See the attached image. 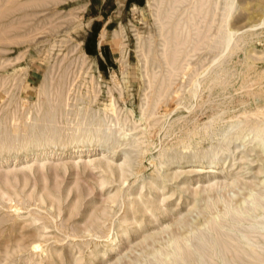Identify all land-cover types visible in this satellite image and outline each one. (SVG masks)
<instances>
[{
    "label": "rangeland",
    "instance_id": "374dc122",
    "mask_svg": "<svg viewBox=\"0 0 264 264\" xmlns=\"http://www.w3.org/2000/svg\"><path fill=\"white\" fill-rule=\"evenodd\" d=\"M213 5L209 0L210 10ZM236 7L229 23L232 29L240 36L256 33L257 37L223 63L227 61L239 73L248 69L245 57H250L254 83L250 80L244 89L242 78H236L229 94L208 103L205 93L202 107L193 113L184 110L191 87L189 73L202 71L212 57L208 47L212 42H208L199 47L200 52L189 53L195 57L183 63L187 69L172 78L168 94L157 106L158 115L150 118L166 73L155 69L160 75L152 78L154 85L149 88L153 76L144 75L143 54L158 34V25L147 0H0V146L13 142L17 148L24 131L32 136L46 123L49 136L62 133L60 142H67V133L77 129L76 100L89 97L92 83L97 96L87 120L92 121L98 111L105 120L111 119L102 108L113 101L129 141L136 136L145 142L139 149L129 145L111 149L117 146L119 126L115 125L111 127L114 138L93 145L1 151L0 264H157V251L164 250L174 236L203 230L201 224L212 213L225 211L214 194L215 204L209 208L202 201L209 185L238 177L241 192L234 190L235 204L249 196L241 183L256 184L264 178V161L252 136L234 141L227 152L198 129L216 111L225 113L226 124L244 110L264 106V26L249 29L261 22L264 0H237ZM162 41L157 40L154 52H162ZM153 55L149 54L150 60ZM177 93L180 97L173 99ZM175 105L179 110L173 111ZM27 112L35 117L33 122L27 121ZM14 114L23 122L11 121ZM53 116L56 123L51 124ZM181 116L187 125L180 122V129L175 125L168 130L171 121H182ZM111 120L116 122L114 117ZM210 145L218 146V163L193 157L196 150ZM15 170L19 173L9 174Z\"/></svg>",
    "mask_w": 264,
    "mask_h": 264
},
{
    "label": "bare ground",
    "instance_id": "6f19581e",
    "mask_svg": "<svg viewBox=\"0 0 264 264\" xmlns=\"http://www.w3.org/2000/svg\"><path fill=\"white\" fill-rule=\"evenodd\" d=\"M208 2L209 0H147V7L150 8L151 16L158 25V34L152 36L148 48L149 50L143 54L144 69L146 70L144 75L146 77L148 76L149 78L153 76L149 79V88H153L154 82L152 83V80H156L160 75L159 71L157 72L155 69H163L165 70L163 72L166 73V77L164 78L163 82H161L162 85H158L161 86L159 88L161 91H159L160 94L158 97L156 96V105L152 110L150 118L158 115L156 111L157 106L168 94L171 88L170 85H172V78L180 74L181 71L183 72L187 69L183 63L188 64V59L190 57H195L190 56V54H192L191 52H196L199 50V47L206 46L208 42L209 44L212 42L210 44L211 46H208L210 52L209 54L212 57L209 60V65L207 64L205 65L206 67H202V71H200L201 69L199 65V72H194L193 70V72L189 73V75H191V87H189V96L186 95L187 104L184 105V102L182 103V108L184 110L188 111V113H193V111L198 107H202V105L206 103L204 100H202V95L205 93H208V99L206 98L208 103L215 102L220 97H224L226 94H229L230 89L234 87L236 78L238 81L239 77L242 78V84L238 83V85H242L241 87L244 89L245 85L247 86V84L253 82L252 78L250 77V72L253 71L251 65L253 63H250V57L244 56L248 61V69L246 68V71H240L239 73L235 72L236 74L231 70L233 67L229 66L227 61L232 57L235 51H237L240 47L242 48V44L248 43L249 40L251 41L254 37H257V34L252 33L248 37L240 36L238 30H234L230 26L229 23L232 14H234V10L238 8L236 7L237 0H213L214 8H211V10L210 6H208ZM134 9H137V7L135 6ZM218 11H220V13ZM261 18L262 19L259 24L249 28L251 31H255L256 29L254 28H257L258 26H264V12L262 13ZM198 19H200V21H197ZM218 19L220 21L219 25ZM202 25L205 27L203 28ZM215 27L218 28L216 30L217 32L215 34L213 33L211 36V31ZM194 32L197 33L194 34ZM104 36L105 32L102 33L100 44L103 43ZM159 38L163 40L161 45L163 50L161 53L154 52V46L156 45V42ZM206 50H208V48ZM200 51L201 49L199 52ZM151 53L154 55L150 60L148 56ZM206 57H204V60ZM226 58H228V60ZM202 59L200 61L203 62L204 60ZM224 59L227 60L225 63H223ZM202 62H200V64ZM194 66L196 67V65ZM161 76L164 77L163 75ZM167 77H169V86L165 85L167 83ZM255 79H257V77H255ZM250 80L252 82H250ZM92 85L93 86L91 87L89 93L92 92L94 97H91L88 93V99L85 97H80L76 100L74 112L76 114L75 119L78 120V123H76L77 129L67 133L69 136V140L67 142H60L62 133H53L51 136H49L48 132L46 133L45 130L47 128L46 126L49 124L46 123L44 124V130L38 132L41 134L36 133L32 136H27V132L24 131L25 136L23 137L22 142L17 143V148L13 142L10 144L4 143L0 146V152L10 148L15 149L16 151L24 150L27 152L30 149H46L51 145H65L67 147L74 144L76 146H80L85 142L93 145L96 140H101L102 138H114L115 136L111 130V127L115 125L119 126V129L116 131L118 134V140L116 141L117 146L112 147L111 149H115L122 145H129L132 148L139 149L145 144V142L141 139H138L136 136H134V138L132 137L133 141H129L130 135L124 130V127L121 124L122 122L118 117L117 108L113 101H111L109 104H103L104 108H102V112L106 117L109 114V118L110 116L111 119L112 117L116 118V122L111 119L105 120L104 117L99 115V111L93 115L92 121L89 122L87 120V114L89 110H91L90 105L96 100L97 96L94 83H92ZM247 88H249V86ZM179 97L180 94L177 93L173 99ZM184 101H186V99H184ZM151 102L153 103V101ZM66 106H68V103L64 105V107ZM176 106L177 105L173 107V111L179 110ZM57 109L58 106L52 108V110L55 111ZM83 110H85L86 114H84L82 117L81 115ZM222 113L223 112L220 113L216 111V113L213 114L212 118L209 119L208 122L198 128L200 129V132L198 131L199 134L202 132L204 133L203 135L208 138L213 137L218 143L219 150L227 152L230 151L229 146L234 141H238L241 137L246 139L252 136L251 142L254 141V146L257 147L262 154L260 160L264 161V106L259 105L257 107L255 106V108L252 110H244L240 113V115L235 116V119H232L230 123L226 124L223 122L224 120L222 118L223 114L225 113ZM31 114L32 113L27 112V121L33 122L35 117L33 118ZM20 116H22V112ZM20 116L14 114L11 121H14L15 124L19 121L23 122ZM144 116L143 119L145 118ZM51 122V124L56 123V117L53 116L51 118ZM180 122L185 123L184 125H187L186 118H182V121L177 118V120L175 119L174 122L171 121L169 123V126H167L169 127L168 130L172 131V128L174 130L175 125H178L177 127L179 128ZM38 123H41V121L39 122L38 120ZM182 123L181 125L184 126ZM221 123L223 124L222 126L220 125ZM7 126L10 127V124H7ZM74 126L75 125H73V127ZM20 127L22 126L20 125L16 128L19 129ZM16 128L13 126L12 130L14 129L16 131ZM23 128L25 127L23 126ZM189 133H191V131ZM24 134H22V136ZM194 134H197L199 137L198 133L193 132V136H197ZM142 135L145 136L144 134ZM201 140L202 138L199 139V141ZM221 142L226 143L225 147L223 146L224 148L220 146ZM245 144L246 143L243 144L244 148L246 146ZM218 146L210 145L207 149L196 150L193 157H198L201 161L208 158L211 164L218 163L221 160V158L218 156L219 152L216 149ZM163 155L161 154L160 159H162ZM41 168L44 169V165L41 166ZM16 173H19V170H15L9 174L14 175ZM9 174H7V176ZM239 186L240 183L238 181V177H232L231 181H228L224 184L215 183L209 185L208 189L204 191L206 199L202 201L205 202L207 208H209L211 203L215 204V198L211 196L214 194L215 197L224 204L225 211L218 212L217 214L212 213L211 217L207 218L205 224H201L204 225L203 230L198 229L197 231H190V233H188L189 235L186 237L184 235V237L174 236L171 240H169L167 247H165V249L168 248L167 250L164 249V251L161 249L157 251L155 255V257L158 256L159 258H156V261L158 262L157 264H264V178L259 180L256 184L247 185L245 183L242 185L241 183V186L244 189H249V196L235 204L234 199L238 196V194L234 190L236 189L241 192L239 190ZM256 188L259 190H256ZM198 210L199 209H197V211Z\"/></svg>",
    "mask_w": 264,
    "mask_h": 264
}]
</instances>
